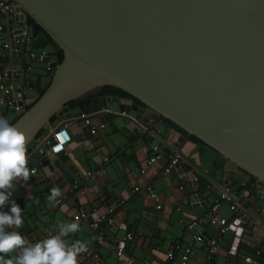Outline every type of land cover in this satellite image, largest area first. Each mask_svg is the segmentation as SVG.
I'll return each mask as SVG.
<instances>
[{
    "label": "water",
    "instance_id": "obj_1",
    "mask_svg": "<svg viewBox=\"0 0 264 264\" xmlns=\"http://www.w3.org/2000/svg\"><path fill=\"white\" fill-rule=\"evenodd\" d=\"M4 1L12 3L14 20L31 19L62 54L59 64L49 56L34 57L52 70L48 86L39 97L25 100L31 105L27 110L8 109L18 117L11 125L27 138V155L38 159L43 175L57 188L66 187V192L69 185L98 187L106 198L103 209L116 208L121 198L116 190H105L102 173L88 178L68 170V164L57 158L33 153L35 137L52 117L70 130L90 117L101 121L109 116L129 123L133 134L158 120L170 122L185 134L171 129L169 141L159 138L171 150L177 151L188 137L197 139L213 160L199 167L180 155L192 167L186 178L202 174L214 198L225 191L227 182L216 177L215 167L221 168L220 174H234L246 182L253 178L256 184L251 186L264 188V0ZM102 86L120 90L140 106L129 98L107 96L90 101V116L67 107L68 102ZM36 88L32 82L22 85L24 91ZM90 127L85 125L82 132L96 142ZM174 168L183 174L179 162ZM229 197L234 205L227 229L234 237L228 254L234 255L239 243L257 249L241 237L262 236L255 225L264 227L262 209L254 201L264 203L263 193L248 199L231 193ZM17 198L14 184L12 199L17 202ZM197 199L201 201L200 193L189 196L190 202ZM83 213L93 228V221L105 212L88 215L83 209ZM154 218L163 229L169 210ZM202 236L201 245L211 240L205 232ZM226 254L217 248L207 258L212 262L216 255Z\"/></svg>",
    "mask_w": 264,
    "mask_h": 264
},
{
    "label": "crops",
    "instance_id": "obj_2",
    "mask_svg": "<svg viewBox=\"0 0 264 264\" xmlns=\"http://www.w3.org/2000/svg\"><path fill=\"white\" fill-rule=\"evenodd\" d=\"M9 27L14 31L20 25L12 21ZM28 35V44L23 41L12 43L17 53L9 59L10 65L16 70L30 67L26 80L37 84L36 89H27L23 92V98L26 101L37 98V91L44 82L40 77L48 70L45 62L28 59L29 50L35 53L44 51V47H40V39L32 38L29 30ZM94 98H90L86 103V109L82 111L83 115H92L90 101ZM115 112L118 111L115 110ZM0 117L7 119L10 123L17 116L10 113L8 109L0 107ZM100 120L95 117L88 118L89 123L96 127L95 133L98 141L93 142L85 132H82L85 128L82 121L78 127L68 129L71 141L65 153L52 158H57L60 163H67L68 170L73 169L83 176L88 175V178L97 172L102 173L106 179L102 181L105 190L109 193L116 190L121 198L115 203L116 208L114 210L109 208L105 211L102 206L106 198L102 196L100 189L87 187L84 184L79 187L69 185L66 192H64L66 187L63 188L61 195L56 198L60 200L59 205L49 203L48 197L51 195V189L56 186L43 175L38 159L30 155L28 156V167L35 169V173L27 182L22 180L14 182L18 193L16 203L22 209L24 225L20 229L9 231H18L34 244L52 235H57L60 224L75 222L79 225V230L64 239L69 244L79 240L87 245L88 251L78 257L79 264H176L174 261L169 262L165 257L166 251L176 245L180 247L190 245L191 255L186 264H264V252L260 251L256 254L257 249L243 243L238 244L234 255L228 254L234 235L228 229L220 234L218 228L209 223L206 214L215 198L206 190L207 179L202 174H198L195 178L194 182L198 185L197 187L192 182L193 179L186 178V173H190L192 167L181 157L179 164L183 171L182 175L177 174L175 168L169 174H163L162 169L167 163V156L172 152L179 153L199 167L212 161L213 157L203 145L185 140L181 145L179 144L177 151L169 149L161 143L159 138L166 142L169 141L171 129L160 120L145 130H137L134 134L127 128L129 123L118 116H109L107 119L101 117ZM60 122L61 120L55 117L47 127L56 126ZM47 127L42 129L43 133L46 132ZM152 131L154 135L151 134ZM154 144L158 146L163 156L156 163L147 165L145 157H148L151 152H144L143 146L149 147ZM98 153L102 157H99ZM215 169L217 170L216 177L221 176L222 181H227L223 187L228 189L229 193L246 199L251 196H260L261 193L264 196L263 187L246 186V182L240 177L230 173L220 174L218 173L221 172L220 167H215ZM134 187L137 188L136 191H133ZM147 188L157 195V203L150 199ZM197 193H200L201 201L197 199L190 202L189 196ZM170 197H173V201H169ZM156 204L160 205L159 210L155 209ZM254 204L261 207L260 216L264 220V203L255 200ZM230 205H234V202L222 201L216 211L217 217L225 219L227 224L232 220ZM171 207H177V209L171 211ZM83 209L88 215L105 212L102 213L103 220L99 224L104 238L103 243H96L97 232L100 231L91 227L90 220H86L87 215L83 219L73 220V217L78 212H83ZM163 209L169 210V220L162 229L160 225L163 224L155 221L154 217ZM8 210V208L4 209V211ZM191 223H194L193 228L187 229V225ZM255 225L260 231L264 230L263 226ZM197 230L209 235L211 240L215 241L216 249H220L221 253H227L226 256L216 255L212 262H209L208 243L201 245V243L192 241ZM48 234H50L49 237H47ZM126 234L130 235V240H124ZM241 239L257 247L261 237L243 235ZM120 243L123 244L122 253L117 256L116 248ZM10 255L15 256L16 254Z\"/></svg>",
    "mask_w": 264,
    "mask_h": 264
},
{
    "label": "built area",
    "instance_id": "obj_3",
    "mask_svg": "<svg viewBox=\"0 0 264 264\" xmlns=\"http://www.w3.org/2000/svg\"><path fill=\"white\" fill-rule=\"evenodd\" d=\"M15 12L12 8V3L6 2L4 0H0V107L6 108V109H12L13 111H19L22 109V111H25V107L29 104L26 103V101L23 98V92L22 85L27 84V75L29 74L30 67H25L23 69L16 70L14 69L9 62L10 57L15 53H17L16 48L12 46L13 42L17 41H23L24 43L29 42V35H28V28L27 26L21 22L18 21V19L14 20ZM16 22L20 25V27L16 30H19L20 33H15L16 30H12L10 26V22ZM5 33V37L3 38V35ZM20 37V38H19ZM38 55L39 57L48 56L46 55L45 51H41L40 53H35L30 51L28 53V59H34V57ZM20 78H22V82H20ZM19 81L20 83H18ZM14 88L20 89L19 91L13 92ZM27 90V89H26ZM61 121L58 125L53 127H47L46 132L43 133L41 138H37L35 140V148L33 150V153H38L39 155L43 157H49L52 158L58 154L65 153V149L67 145L71 141L70 134L67 130V127L62 124ZM84 125L90 124L88 119L83 120ZM91 125V124H90ZM94 126L91 125L89 132L94 133L95 132ZM66 134V135H65ZM145 149V150H144ZM143 151L147 152L150 151L151 154L148 157H145V164L151 165L156 163L163 154L160 152L158 146L156 144L150 145L149 147L147 145L143 146ZM180 155L177 152H172L167 156V163L163 167L162 172L163 174H169L172 169H174V165L179 162ZM28 166V164H27ZM30 172L32 170H35L33 168L28 167ZM35 173V171H34ZM195 179L193 178L192 182H194ZM137 188H133V191H136ZM147 193L150 199H152L155 203H157L158 198L157 195L152 192L151 189L147 188ZM229 197V190L225 188V191H219V194L214 199V203L210 207L208 213L206 214L209 223L212 226H215L218 228V232L220 234H223L227 230V222L225 219L217 217L216 211L220 205V202L226 201L230 202ZM58 203L53 202L55 206L59 205L60 200H57ZM155 209L159 210L160 205L156 204ZM229 209H233V205L229 206ZM85 214L83 212H78L74 217L73 220L76 221L78 218L83 219L85 218ZM103 217H97L93 221V228L97 231L96 236V243L101 244L104 242V238L102 235L101 230L99 229V224L103 220ZM194 226V223H191L187 225V229H192ZM50 234L47 235L49 237ZM46 237V238H47ZM203 236L201 231H196L193 235L192 241L193 243L200 244L203 240ZM124 240H130V235L126 234L124 237ZM208 243V252L213 253L214 250H216V244L214 240H210ZM256 250V254H258L260 251L264 252V230H262V236L261 240L258 243ZM122 253V248L117 247L116 248V255L120 256ZM191 255L190 252V245L185 247H180L178 245L171 246L165 253V257L169 262H176V264H186L189 257Z\"/></svg>",
    "mask_w": 264,
    "mask_h": 264
},
{
    "label": "clouds",
    "instance_id": "obj_4",
    "mask_svg": "<svg viewBox=\"0 0 264 264\" xmlns=\"http://www.w3.org/2000/svg\"><path fill=\"white\" fill-rule=\"evenodd\" d=\"M28 159L25 134L0 117V264H79L78 257L88 251L87 245L79 240L69 244L64 239L79 230L75 222L60 224L57 235L34 244L18 231H9L24 225L22 209L12 195L14 182H27L34 174L27 166ZM60 195L59 188H52L49 203H58Z\"/></svg>",
    "mask_w": 264,
    "mask_h": 264
},
{
    "label": "trees",
    "instance_id": "obj_5",
    "mask_svg": "<svg viewBox=\"0 0 264 264\" xmlns=\"http://www.w3.org/2000/svg\"><path fill=\"white\" fill-rule=\"evenodd\" d=\"M24 24L29 29L32 38L38 37L40 39V41H41L40 47H44V51H45L46 55L49 56L50 60L55 61L57 64H59L61 59H62V54L58 49H56V47L54 46L52 41L43 33V31L36 24H34V22L31 19L26 18ZM35 44H38V43H35ZM30 51L34 52L33 50H29V52ZM43 73L44 74H42L40 78H41V80L43 79L44 82H42V84H41L42 86H40V88L37 91V97H39L44 92L46 87L48 86L49 79H50V76L52 74V70H46V72H43ZM107 96L117 97L118 99L129 98L132 100L133 103H135L136 105H139V103L135 99L130 98L128 95L121 92L120 90H118L112 86H102V87L95 88L91 91H88L83 96L68 102L67 107L68 108H78L79 110L84 111L86 109V103L89 101L90 98L107 97ZM30 106L31 105H27L24 110H27ZM17 118L18 117L14 118L13 121L10 122V124H12ZM54 118L55 117H52L50 119V122ZM162 123L165 126H167L168 128L173 129V130L177 131L178 133H180L181 135L185 136L183 131H181L180 129H178L174 125H172L170 122L163 120ZM42 134H43V130H40L35 138L36 139L39 138ZM186 140L191 142V143H194V144L202 145L194 137H188ZM254 183L256 184L255 180L253 178H250L249 181H247L245 185L250 186Z\"/></svg>",
    "mask_w": 264,
    "mask_h": 264
},
{
    "label": "flooded vegetation",
    "instance_id": "obj_6",
    "mask_svg": "<svg viewBox=\"0 0 264 264\" xmlns=\"http://www.w3.org/2000/svg\"><path fill=\"white\" fill-rule=\"evenodd\" d=\"M99 98V97H98Z\"/></svg>",
    "mask_w": 264,
    "mask_h": 264
}]
</instances>
